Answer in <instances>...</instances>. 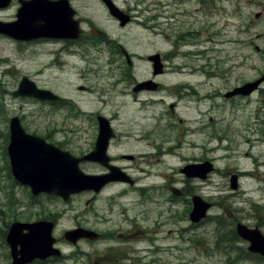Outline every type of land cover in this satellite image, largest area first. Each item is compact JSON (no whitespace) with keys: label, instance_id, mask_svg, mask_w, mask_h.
<instances>
[{"label":"rangeland","instance_id":"1","mask_svg":"<svg viewBox=\"0 0 264 264\" xmlns=\"http://www.w3.org/2000/svg\"><path fill=\"white\" fill-rule=\"evenodd\" d=\"M71 1L77 18L88 21L81 22L84 33L90 30L92 22L108 38L124 46L133 62L142 64H136L140 78L152 77L149 63H144L148 56L172 53L168 61L170 74L159 76V82L170 90L159 93L162 95L159 97L144 92L134 101L128 95L120 96L135 95L126 79L125 63L107 44L103 46L93 35L91 39L90 33L70 44L55 40L24 44L0 36V216L7 215L10 220L13 211L6 214L7 207H49L52 201L42 196L40 201L32 203L28 190L9 177L4 145L12 117L19 116L27 132L46 136L49 142L62 144L65 150L82 156L94 149L96 113L108 115L116 111L118 119L114 128L126 137L121 145L110 142L108 154L146 155L139 159L134 174L138 185L143 189L147 185L154 196L150 203L143 199L144 203L140 204L138 193L129 189L125 198L117 197L123 187L113 185L100 193L94 204L91 201L89 207L86 203L92 199L90 195L71 198L67 206L54 198L53 206H58V210L72 209L61 222L60 231L73 228L79 221L109 239L80 243L78 248L64 246L63 251L73 255L67 264H98V257L103 254L123 263L124 255L119 254L133 255L132 249L143 248L154 252L148 264H264V259L250 258L243 248L248 244L237 241L239 238L233 235L238 223L264 226V102H257L256 96L236 101L223 97L226 89L243 82V78L255 79L256 68L264 63V0H116L133 16L131 24L124 28L110 19L100 0ZM18 9L19 4L14 1L0 10V21L15 20ZM256 13H261V17L256 19ZM195 32H199L197 37ZM244 63H250V68ZM23 76H28L38 87L53 91L67 103L59 108L51 102L13 97ZM187 85L204 86L197 87L202 94L215 93V111L209 105L200 109L202 114L199 109L184 108L183 104L179 110L174 107L181 119L194 118V113L199 118L182 126L187 133L193 132L185 138L186 132L179 126L175 130L167 129L177 122L165 116L176 118L167 111L177 103L174 94ZM148 98H163L165 102L159 106L147 102ZM106 100L113 102L104 108ZM198 102L195 97L186 105L195 107ZM210 117L214 120L210 121ZM209 125L211 129L207 128ZM154 129H167L166 136L157 137L173 143L163 145V152L168 148L171 154L155 156V148L138 141L141 133ZM74 137V142L69 141L68 138ZM200 157L213 159L216 170L205 181L187 182L188 190L193 193L183 197V201H174L170 188L184 186L180 169ZM84 168L92 174L101 173L99 167L91 164H85ZM159 172L164 174L156 176ZM235 173L240 175L239 189L232 190L230 179ZM194 195L215 203L210 219L199 226L189 219L188 203ZM165 198H169L168 203ZM133 224L130 238H136L130 244L112 241L117 237L115 231L131 229ZM261 231L264 233V227ZM145 233L151 242L139 241L138 234ZM6 256L0 244V264L7 262Z\"/></svg>","mask_w":264,"mask_h":264},{"label":"water","instance_id":"2","mask_svg":"<svg viewBox=\"0 0 264 264\" xmlns=\"http://www.w3.org/2000/svg\"><path fill=\"white\" fill-rule=\"evenodd\" d=\"M12 1L13 0H0V9L7 8ZM18 1L21 7L17 13V20L9 23L0 22L1 35H6L19 41H30L39 37L65 36L66 21L64 19L68 20L72 16L69 15L66 0L59 3L46 0ZM113 14L116 16L119 15V13L115 11H113ZM52 22L53 26L56 22H63L62 26L64 31L62 30L58 35H51L49 26H52ZM66 36L75 38L77 34L69 33ZM149 59L155 61L157 64L156 67H158V61H160L158 55L151 56ZM13 95L16 97H35L40 100L49 101L58 99L52 92L38 89L27 77L23 78L18 90L15 91ZM101 131V135L105 133L103 128H101ZM100 137L97 148L93 153V155L97 157L92 160L102 163L104 159L107 160V158L105 156V147L101 144L104 138L102 136ZM9 154L14 175L23 185L30 186L34 195L48 192V194L53 193L55 196L67 199L70 195L84 189H91L92 187L101 189L106 183L104 177L87 176L86 178V176L77 169L81 159L79 160L72 157L69 153L47 144L42 138L27 134L21 127L18 118H14L11 121V144L9 146ZM190 167L189 169H192V172L189 176L201 175L204 177L210 170L208 164ZM230 182L231 188L236 190L238 188V177L233 175ZM193 202L194 208L190 217L193 222H198L206 215L211 205L198 197L194 198ZM34 226H39V224L33 225V227ZM42 227H38V229L39 232H42L44 238L27 236V240H24L25 243L22 242L24 249L23 258L31 256L30 259H24L22 261L23 263L32 260L36 256L44 257V253L47 252V249L50 247L51 242H49L50 240L46 237L47 230H45V227ZM80 231L81 230H79V232ZM237 232L241 238L251 243L249 247L251 252L259 253L264 256V235L258 228L251 230L243 224H238ZM80 233L83 234L82 231ZM69 238H73V240L76 241L79 239V235L77 232H71ZM38 242L43 244L38 245Z\"/></svg>","mask_w":264,"mask_h":264},{"label":"flooded vegetation","instance_id":"3","mask_svg":"<svg viewBox=\"0 0 264 264\" xmlns=\"http://www.w3.org/2000/svg\"><path fill=\"white\" fill-rule=\"evenodd\" d=\"M111 1L115 5H117L116 4L117 3L116 0H111ZM259 17H260V15H259ZM91 26H92V24H91ZM86 33H90V34H88V36H90L92 34L91 30H88ZM86 33H84V34H86ZM196 33L198 34L199 32H196ZM66 44H70V42H66ZM162 58H163V61L166 64V61H169L171 59L170 53L164 54L162 56ZM135 63L136 62H134L131 65H134ZM144 63H149L150 68L153 66L152 63H150V62H144ZM244 65H247V67L250 68V63H244ZM169 68L170 67L167 66V64H166V66H165L164 70L162 71V73H160L158 75H155L154 72L152 71V77L151 78H140L139 77V72L136 70L135 67L126 68L125 64H124V72H125V75H126V79H127L128 83L131 82L130 86H133V92H134L135 95H132V94L131 95H129V94H121L120 96H127L128 95V96L132 97L133 98L132 101H134L135 97L142 96L143 95L142 93H144V92L146 94H149L148 96H150V97H159V96H162L160 94L168 93V90H170V89L165 88L159 82V76H165V75L169 74V70H170ZM263 79H264V63L259 68V72L257 74V77L255 79H253L254 81L251 80V79H249L247 81V82H252V81L253 82H257L259 80H262L261 83H259L257 86H254V87H257V88L254 90V92H251L247 97L256 96V97H258L259 101L264 102V81H263ZM149 80H151V81H153L155 83L154 88H149V86L145 84L141 88H139L140 89L139 91H135V88L138 87L139 83H145V82H147ZM241 85H243V84H240L239 86H241ZM236 87H238V86H236ZM236 87H234L232 90H234ZM186 89H188L189 93H187L185 91L186 94L182 93V92L174 94L178 98L175 101L177 103L175 105L169 106V109H168L167 113H171L172 115H174L176 117L175 120H176L178 125L173 126V127H169L167 129L175 130L179 126V128H181L183 131L186 132V129H183L182 126L185 125L188 122V120L187 119H181L173 111V108L175 107V109L179 110L180 103L186 101V99L189 98V96L198 98L199 102L197 103V106H196L195 110L199 109V114H202L200 109H202L203 106L205 107L206 105H209L211 111L212 110L215 111V98H214L215 96L213 97L212 94H208V93H205V94L199 93L195 86H190L189 85V86H186ZM183 90H185V87H184ZM227 91H231V90L228 89ZM239 93H241V92L239 91ZM112 96H114V95H112ZM242 97H243L242 94H237V95L233 96L232 99H237V98H242ZM202 98L204 99L203 102H202ZM148 99L149 100H147V102H151V103L157 104L159 106L163 105L164 102H165V100H163V98L156 99V100H151V98H148ZM211 99H213L212 102H211ZM112 102H113V100L104 101L103 102V107L106 108V107L110 106ZM117 107H120V106H117ZM205 112L207 113V110H205ZM117 113L118 112H116V111H112V112H110L107 115L106 112L103 113V114H102V112H100V113H98L96 115L97 116H103V117H105V118H107L109 120L110 125L113 128V137L111 138L110 142L111 143L114 142V143H116V145H121L123 139L126 136H124L120 131H118V130H116V128H114V123L118 119ZM205 115L206 114L203 112V116H205ZM197 120H199L198 117H197ZM209 120L213 121L214 119L210 117ZM160 121H161V118L158 120L159 125L162 124ZM194 128L195 127H193V129ZM207 128L211 129L212 125H209ZM97 129L99 131L98 125H97ZM167 129H154L153 131L152 130L144 131L143 133H141L139 135L140 136L139 140L136 137H134V138L136 140H138V141H141V142L145 143L146 147L155 148L157 150V154L155 156H164V155H166V153H163V149H164L163 145L168 143L169 140H167V142H163L162 140H159V137H157V135H160V134L161 135H165ZM178 131H180V129H178ZM192 133H193L192 131H189L188 133L186 132V134H184V137L187 138L189 136L188 134H192ZM71 134L75 135L76 133L71 132ZM97 135H98V133L96 134V136ZM75 139L76 138L74 137L72 140H75ZM168 144H173V143L169 142ZM193 145H194V147L196 146L195 144H193ZM79 146L81 148H85L84 145H80L79 144ZM145 157H147V156L146 155H141L139 157V156H137V155H135L133 153L132 154L125 153V154L119 155L118 157H111L112 163L116 167L120 168L121 171L125 172V175L130 180H132L133 183L132 184H128L126 182H116V183L108 185L106 188H104V190L107 189L110 186H113V185H120L121 187H123V189H121L118 192V196L117 197L125 198V196H126L127 192L129 191V189H132L133 193H138V197L140 198V204L144 203L143 199H147L145 203H150V201L152 200V198L154 196L153 191L150 188H148L147 185L145 186L147 190L143 189V187L141 185H138L137 177L134 174V172H136L137 169H138L139 159H142V158H145ZM208 160L214 164V160L213 159H209L207 157H203V158L200 157L198 159H195V161L192 162V163L193 164H200V163L206 162ZM91 165L99 167V169H101V174L102 173L103 174L108 173V170L106 168H103V167H101L98 164L92 163ZM185 177H184V180H183V182H184L183 185L184 186L181 189L182 195H184L183 196L184 198L186 196H188V195L193 193V192L191 193L188 190L187 184H186L187 182H190V181L201 182L202 181V180H200L198 178L190 179V178H187V177L185 178ZM104 190H102L101 193H103ZM150 192H152V194H148ZM194 192H196V190H194ZM82 195H90L92 197L91 200L87 201V203H86L87 207L90 206L91 201H93V204H94L95 201L97 200V198L99 197L98 194L87 193V192L83 193ZM78 196L79 195L74 196L73 198H76ZM50 200H52V201H51V206H49V207L32 206V207L28 208L26 206H14L12 208V210H8L7 209L8 211H13L12 212L13 213L12 214L13 220L12 221H8V220L7 221H0V244H1V246L3 248H5V250L7 252V256H6L7 262L5 264H13L12 251H11V247L7 243V237L9 235L10 227H11L12 223L15 222V221H20V222H23L25 224H32V223H35V222H38V221H41V220H45V221L50 222L52 224V241L54 240V246L56 248L60 249L61 251L63 250L64 246L65 247H67V246L70 247V245H71L70 242H68L66 240V238H65V233L67 231L72 230L74 228H84L86 230L95 231L94 228L92 229L88 225L84 224L83 222H79V221L76 222V224H75V226L73 228L63 229L62 231H60L61 222L64 220L67 212L69 210H72V209H67V210L61 209V210H58V208H57L58 206H53V196H50ZM56 200H59L60 202H62L66 206L71 201V199H70V201L65 204L63 202V200H61L59 198L58 199L56 198ZM181 201H183V200L181 199ZM207 201L211 202L209 199ZM165 202L168 203L169 202V198H165ZM212 204H213V207H215V203L212 202ZM29 209H36L37 211L36 212H31V211H29ZM29 217H33V218H29ZM209 219H210V214H208L207 217L203 221L199 222L196 226H199V225L205 223ZM260 225H257L255 227H259V229L264 227V226H262L261 223H260ZM133 227H134V224L131 225V229H121V230L115 231L117 237L114 240H112V241L113 242L124 241V242L130 244L136 238V237H131L130 238V234L133 232ZM255 227H251V228H255ZM95 232H97V231H95ZM97 233H98V239L97 240L90 239V238H83V239H81L78 242V244L76 246H78L80 243L93 244V243H99V242H108L109 239L107 238L106 234L101 233V232H97ZM23 234H27V230L26 229L24 230ZM138 235L140 237L139 241H141L143 243L145 241H150V242L152 241V240H149L151 238H147L148 235H146V233L143 234V235H140V234H138ZM78 247H80V246H78ZM78 247H76V248H78ZM19 250H20V247L17 248V251H19ZM159 250H161V249H159ZM132 251L135 252V254L131 255L130 252H127V253L123 252L122 254L118 255V256L124 255V256L121 257L122 259L125 260L123 263H121L120 261H116V260L115 261L114 260H110V259L107 258L106 254H103L100 257H98V264H118V263L119 264H126V262L130 261V260H133L135 263H137V262L145 263V262H149L148 258L152 257L154 255L153 250H149V249H146V248H143V249H132ZM16 256H17V259H19L21 255L17 254ZM71 259H73L72 255L68 256V255L63 254L61 257H54L52 255L46 260H40L39 258H37V259L31 260V261H29V263L27 262L25 264H66L68 262V260H71ZM16 264H19V263H16Z\"/></svg>","mask_w":264,"mask_h":264}]
</instances>
